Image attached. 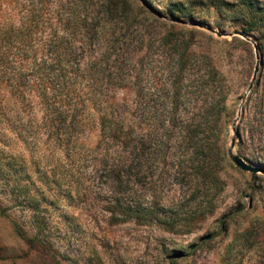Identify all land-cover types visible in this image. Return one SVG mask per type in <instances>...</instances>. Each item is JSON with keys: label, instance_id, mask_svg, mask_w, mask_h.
I'll list each match as a JSON object with an SVG mask.
<instances>
[{"label": "rangeland", "instance_id": "1", "mask_svg": "<svg viewBox=\"0 0 264 264\" xmlns=\"http://www.w3.org/2000/svg\"><path fill=\"white\" fill-rule=\"evenodd\" d=\"M23 1L30 0H0V25L18 19ZM124 1L129 20L119 25L122 38L112 56L124 86L105 82L104 89L113 87L112 110L132 124L145 117L144 103L151 114L176 118L165 125L166 158L150 159L146 177L131 176L126 194L119 195L108 170L66 158L47 132L35 129L40 115L18 110L1 92L0 264H264V30L245 32L241 0ZM173 4L183 12L171 13ZM168 33L189 43L179 75L183 51L164 40ZM109 37H102L99 53L112 44ZM208 66L218 72L227 97L217 158H211L209 144L200 152L201 169H211L212 178L198 175L199 167L175 172L184 153L182 123L210 106V93L202 90ZM174 77L182 79L176 105ZM9 121L24 131L7 126ZM98 133L97 119L89 120L82 146L73 151L87 153ZM231 153L259 171L238 168ZM132 197L177 219L169 227L134 219L113 223L108 202Z\"/></svg>", "mask_w": 264, "mask_h": 264}, {"label": "trees", "instance_id": "2", "mask_svg": "<svg viewBox=\"0 0 264 264\" xmlns=\"http://www.w3.org/2000/svg\"><path fill=\"white\" fill-rule=\"evenodd\" d=\"M241 5L245 11V32L264 30V5H255L249 0H241ZM18 6V19L0 25L2 99L8 103L14 101L20 107L18 110L31 109L33 116L40 115L36 130L47 132L54 146L65 152L66 158L73 156L94 161L108 170L116 192L125 195L131 176L146 177L145 165L150 159L160 163L166 158L164 148L168 143L169 130L165 127L176 123L174 116L151 114L146 103L143 104L147 108L143 112L145 117L139 125L128 122L112 110L115 100L110 91L113 87H104L105 82H115V87L121 88L125 81V75L113 65L115 59L112 56L116 54L115 44H119L122 38L117 34L119 25L129 20L126 2L54 0L47 5L40 0H30ZM183 10L180 5L173 4L170 12L177 14ZM107 34L112 38V44L105 52L99 53V43ZM172 37L168 33L164 40L174 44L176 51L182 48L178 58L179 75L188 60L184 56L189 43L183 45ZM204 72L206 83L202 90L210 93V106L202 116L190 117L182 123L179 143L184 153L175 172L199 167L198 175L212 178L214 172L211 169L204 172V168L201 169V162L205 159L200 152L205 149L204 145L209 144L211 158H217L222 134L219 126L225 117L227 97L218 72L209 66ZM181 80L176 77L172 80L174 105L182 88ZM95 118L99 130L97 142L80 156L73 150L82 146L80 134L88 121ZM7 124L15 129L20 127L19 132L24 131L21 123L20 126L10 125V121ZM6 165L11 169L8 162ZM54 180L59 184L60 177L54 176ZM13 188L18 192L21 189L16 184ZM105 208L113 223L134 219L140 224L156 222L169 227L177 219L168 215L167 210L152 204L144 205L137 197L116 198ZM0 213L4 215V210L0 209ZM35 216L37 224L42 223L37 213ZM18 232L21 238L26 239Z\"/></svg>", "mask_w": 264, "mask_h": 264}, {"label": "water", "instance_id": "3", "mask_svg": "<svg viewBox=\"0 0 264 264\" xmlns=\"http://www.w3.org/2000/svg\"><path fill=\"white\" fill-rule=\"evenodd\" d=\"M230 159L231 161L240 169H242L243 171H247V172H251V173H256L258 172V168L255 167L252 164H249L247 162H245L241 157H239L238 155H233L232 153L230 154Z\"/></svg>", "mask_w": 264, "mask_h": 264}]
</instances>
